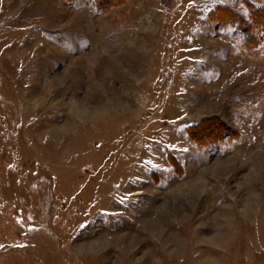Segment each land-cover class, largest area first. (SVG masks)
Segmentation results:
<instances>
[{
    "label": "rangeland",
    "instance_id": "1",
    "mask_svg": "<svg viewBox=\"0 0 264 264\" xmlns=\"http://www.w3.org/2000/svg\"><path fill=\"white\" fill-rule=\"evenodd\" d=\"M249 3L0 0V264H264Z\"/></svg>",
    "mask_w": 264,
    "mask_h": 264
},
{
    "label": "trees",
    "instance_id": "2",
    "mask_svg": "<svg viewBox=\"0 0 264 264\" xmlns=\"http://www.w3.org/2000/svg\"><path fill=\"white\" fill-rule=\"evenodd\" d=\"M104 1L107 2L109 0ZM224 6L225 7L218 5L209 13V23L211 25H226L229 22L231 23L235 20L238 21L239 19V26L242 24L244 32L250 33L249 39L245 42V47L249 50L253 47L258 46L260 43V39L264 37V6L256 7L253 3H249L248 7L251 9V15L247 20L244 19L243 16H235L234 11H232L231 9L228 11L226 10V5ZM213 133H217V130H209L206 126H204L202 130H199V135L203 137H208Z\"/></svg>",
    "mask_w": 264,
    "mask_h": 264
}]
</instances>
